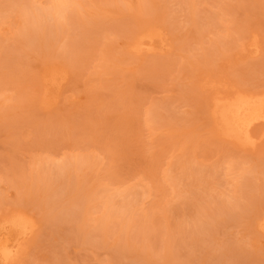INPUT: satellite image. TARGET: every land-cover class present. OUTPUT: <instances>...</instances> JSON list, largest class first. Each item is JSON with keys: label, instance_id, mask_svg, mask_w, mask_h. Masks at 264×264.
Here are the masks:
<instances>
[{"label": "rangeland", "instance_id": "1", "mask_svg": "<svg viewBox=\"0 0 264 264\" xmlns=\"http://www.w3.org/2000/svg\"><path fill=\"white\" fill-rule=\"evenodd\" d=\"M32 1L38 7L46 4V0ZM110 1L125 7L124 11L117 13L107 10L106 25L125 22L137 29L145 25L146 18L156 19L158 24H166L163 31L174 47L162 53L128 54L123 48L126 34L106 29L97 40L101 47L82 50L83 61L71 67L62 94L49 106L38 102L41 96V88L37 84L39 69L46 61L66 63V60L41 54L38 61L34 60V67L31 66L33 59L21 63L22 68L29 71L27 78L34 76L35 79L27 86L25 94L26 99L30 98L34 103L31 110L19 116L18 122L5 127L0 125V213L18 207L33 216L35 214L38 227L26 242L22 258L14 264H123L118 258L123 254L113 246L115 236L112 232L105 238V244L98 246L81 243L76 238L67 241L55 233L47 220L50 217L49 197L33 184L21 188L20 192L7 176L10 164L34 177L47 174L46 169L50 170L65 158L87 156L96 162L95 170L91 172L95 184H106L105 188L114 194L113 199L117 203L123 199L122 191L127 188L135 191L137 210L134 217L144 221L150 231L160 229L172 234L177 231L179 223L186 228L198 219L208 224L213 221L201 213L202 204L189 212L179 209L183 196L189 198L190 190L202 196L207 207H213V194L234 197L238 194L237 178L249 165L247 162L238 163V169H231L229 163L240 162L243 158L264 160V138L256 149L248 150L217 137L210 125L209 114L204 111L195 114L193 103L184 98L179 85L194 86L200 100L206 103L214 95V90L201 86L200 80L210 74L220 80L219 90L222 92L236 88L264 90L263 84L243 80L239 73L242 67L254 66L255 76H251L264 78V8L258 6V1L251 0L242 5L238 0H190L193 14L188 6L189 0ZM146 1L153 6L150 12L134 17L131 12H135L139 3ZM103 2L108 0H82V5H90L94 10L101 7L105 12L107 5ZM251 7L253 11L248 10ZM2 14L5 18L0 24V34L13 46L12 38L23 23L22 17L12 10H5ZM190 17L196 19L194 24H191ZM166 18L173 19L178 26L176 37ZM212 18V23L203 24ZM202 25H207L203 33L186 34L191 27L199 29ZM251 34L258 37L259 51L256 54H250L248 46L241 50ZM71 35L75 37L73 30ZM216 39L225 43L222 47L224 53L233 56L221 61L212 55L217 67L211 71L200 70L193 63L202 52L199 47L211 48L209 46ZM88 42L94 40L89 39ZM104 42L114 45L109 55L110 62L126 53L127 58L112 73L104 70L101 58ZM229 43L235 46L237 55L228 48ZM58 44L61 45L60 42ZM19 49L25 50L26 47L20 45ZM2 54L0 52V58ZM182 66L186 72L193 71L190 78L183 75ZM149 67L153 69L147 71ZM114 86L120 91L117 97L113 95ZM16 87L9 82L0 85V107H12L15 100L11 99H17ZM7 97L10 99L3 101ZM165 109L177 116V120L170 121L168 127L162 125V118L154 120L152 116V113L166 114ZM184 119L189 120L187 124L191 121L195 125L191 133L178 131L185 124ZM179 161L188 162L193 168L212 169L218 179L210 178L208 184H196L191 177L183 175V170L177 165ZM255 181L258 182L257 179ZM142 192H145L143 196ZM196 195L190 199L195 200ZM238 200L242 204L247 203L242 197ZM175 206L178 209L173 212L171 209ZM100 207L101 204H96L89 208L86 215L88 225ZM234 209L239 211L237 207ZM253 212L251 223L264 216L262 207ZM225 219L216 216L215 220L220 224L207 225L212 227L210 235L179 234L180 243L170 249L173 254L170 264H264V232L253 228V232L248 233L246 224ZM193 236L199 238L196 243L192 242ZM147 252H151L154 264H165L160 256L154 254L153 248H147Z\"/></svg>", "mask_w": 264, "mask_h": 264}, {"label": "bare ground", "instance_id": "2", "mask_svg": "<svg viewBox=\"0 0 264 264\" xmlns=\"http://www.w3.org/2000/svg\"><path fill=\"white\" fill-rule=\"evenodd\" d=\"M238 1L244 5L251 0ZM257 1L258 6L264 8V0ZM103 4L107 5L104 7L105 12L102 11L103 8L101 7L94 10L90 5H82V0H46V4L42 7L36 6L32 0H0V24L5 18V14H2L5 10L15 11L22 17L23 22L12 38L13 46H10L6 42V37L0 34V52L3 53L0 58V85L8 82L14 83L17 85L18 91L17 99H11L15 100L11 104V108L6 105L0 107V125L5 127L18 122L22 113L33 108L34 102L30 98L26 99L25 94L27 86L34 83L35 79L34 76L27 78L29 71L21 66L24 60L33 59L31 62L33 67L34 60L38 61L41 54L66 60V63L53 60L46 61L39 69L37 84L41 88V96L38 102L40 105L49 106L57 102L62 94V87L69 79L71 67L79 65L83 61L82 50L86 47L90 49L99 47L100 42L97 40L106 29L117 34H126L127 39L123 43V48L128 54L162 53L173 49L172 42L163 31V28L166 29V24H158L156 19L146 18L145 25L137 29L125 22L106 25L109 15L106 14L107 10L108 12H122L125 5L110 0L103 2ZM191 4L189 0L188 6L191 14H193ZM152 7V4L147 3V1L146 3L141 2L135 8V12L131 13L135 14L134 17L136 14L146 15ZM248 10L253 11V8ZM189 19L191 24L196 22L194 17ZM213 19L211 21L206 20L203 24L212 23ZM166 21L171 27L168 26L173 36L176 37L179 34L178 26L171 18H166ZM206 26L202 25L199 29L191 27L192 29H188L189 32L186 34L203 33L202 31ZM72 30L75 37L71 35ZM89 39H93L94 42H88ZM57 42H60L61 45H56ZM20 45L25 46L26 49L20 50ZM224 45L225 43L216 39L209 46L211 48L200 46L202 52L193 63L200 70H213L217 67V63L211 58L212 55L217 56L221 61L228 60L233 56L224 53L222 49ZM245 46L251 48L250 54H256L259 51L257 34H251L248 42L242 45L241 50H244ZM228 48L237 55L238 52L235 51L234 45L229 43ZM113 49L112 42L102 44L103 54L101 58L104 70L111 73L127 58L126 53H124L117 57L116 61L110 62L109 55ZM206 56L207 58H205ZM152 69L149 67L147 71ZM255 69L254 66H245L239 70V73L243 75V80L264 85V78L251 76L254 75ZM183 70V75H186L187 78L193 75V71L186 72L185 68ZM262 72L264 75V71ZM200 82L201 86H208L210 90H214V95L209 98L207 103L200 100L194 86L186 87L185 84L179 83L184 98L193 103V112L197 114L204 111L209 114L210 125L217 137H222L243 149H256L258 143L264 138V90L253 91L236 88L222 92L219 90L220 80L212 77L211 74ZM21 84L22 86H20ZM119 93L117 86H114L113 95L117 97ZM9 99L10 97H7L3 101ZM12 108L13 110H11ZM165 111L166 114L152 113V116L154 120L162 118L164 120L162 125L168 127L170 121L177 120V116L172 111L166 109ZM183 121L185 124L178 131L182 134L191 133L195 125L193 126L191 121L190 124H187L189 122L187 119ZM115 129H117L116 126ZM87 136L88 134L85 137ZM248 161V159L243 158L240 162L229 163L231 169H238V163H249L237 178L236 191L238 194L235 197L215 193L211 200L213 207H207L203 203V197L193 193V190H190V196L196 195L195 200H191L190 196L189 198L183 196L179 209H186L189 212L202 204L201 213L206 217L210 216L213 221L208 224L198 219L194 221L193 225L186 228H183L179 223L176 226L177 231L172 234L162 232L160 229L150 231L149 226L144 221L134 217L137 210L135 191L133 192L130 188L122 191L123 199L117 203L113 199L114 194L105 188L106 184L102 182L95 184L91 172L95 170L96 162L87 156L65 158L55 166L50 167V170L46 169L47 174L34 177L31 173L26 174L21 168L10 164V174L7 176L17 185L20 192H22L21 188L33 184L37 190L49 197V202H47L50 211V217H47L48 223L52 224L53 231L64 240L70 241L76 238L81 243L98 246L104 245L105 238L108 237L109 232H112L115 236L113 246L119 253L123 254L121 257L117 256L123 264H154L155 260L150 254L151 252H147V248H153L155 255L160 256L165 264H170L173 255L170 249L175 244L180 243L178 235L184 232L210 235L212 227L207 225L216 226L220 224L219 221L215 220L216 216L228 218L231 222L246 224L248 233H252L253 228L264 232V216L257 217L252 223L250 219L257 207L264 208V160ZM177 163L183 170V175L191 177L196 184H208L210 178L218 179L212 169L193 168L185 161ZM144 193L142 192L141 196ZM239 197L246 199L247 203H240ZM0 202H2L1 197ZM96 204H101V207L97 210L98 214L92 223L88 225L86 215L89 208L95 207ZM235 207L239 208V211H235ZM177 209L178 207L175 206L171 210L176 212ZM37 227L38 219L35 214L33 216L26 210L11 207L1 212L0 264L18 262L27 248L26 242L34 236ZM192 238L194 243L199 240L198 237L193 236ZM138 244L140 248L137 247ZM50 264L58 263L51 262Z\"/></svg>", "mask_w": 264, "mask_h": 264}]
</instances>
